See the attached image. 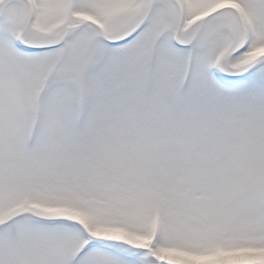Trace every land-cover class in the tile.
Masks as SVG:
<instances>
[{"label":"snow or ice","instance_id":"6c2138e0","mask_svg":"<svg viewBox=\"0 0 264 264\" xmlns=\"http://www.w3.org/2000/svg\"><path fill=\"white\" fill-rule=\"evenodd\" d=\"M0 264H264V0H0Z\"/></svg>","mask_w":264,"mask_h":264}]
</instances>
